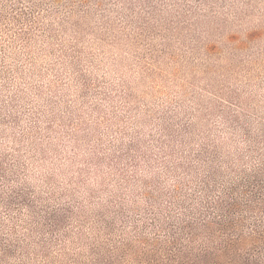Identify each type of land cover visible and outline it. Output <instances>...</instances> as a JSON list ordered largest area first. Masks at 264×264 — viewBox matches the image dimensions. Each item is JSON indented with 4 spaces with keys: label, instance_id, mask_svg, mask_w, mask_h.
<instances>
[{
    "label": "rangeland",
    "instance_id": "rangeland-1",
    "mask_svg": "<svg viewBox=\"0 0 264 264\" xmlns=\"http://www.w3.org/2000/svg\"><path fill=\"white\" fill-rule=\"evenodd\" d=\"M32 1L27 36L0 26V114L54 124L50 141L21 144L28 186L82 207L78 221L120 197L134 208L160 164H132L133 183L121 173L134 155L158 162L164 142L228 157L264 145V0ZM89 227L48 264H104Z\"/></svg>",
    "mask_w": 264,
    "mask_h": 264
},
{
    "label": "trees",
    "instance_id": "trees-1",
    "mask_svg": "<svg viewBox=\"0 0 264 264\" xmlns=\"http://www.w3.org/2000/svg\"><path fill=\"white\" fill-rule=\"evenodd\" d=\"M34 5L32 0H0V26H21L19 37L27 36ZM10 33L5 29L15 40ZM40 121L38 114L27 125L16 111L0 114V143L12 139L16 146L1 143L3 153L0 147V264H31L35 259L48 264L51 258H66L69 235L83 240L80 230L91 226L75 218L82 207L76 212L70 204L56 205L50 193L41 197L28 186L25 154L30 157L33 150L23 152L21 144L50 141L54 130L49 123L43 131ZM175 147L173 139L162 143L158 162L152 163L147 154L129 159L121 173L129 183L136 182L135 175L129 176L132 164L139 170L159 163L161 171L153 185L144 183V192L133 196L134 208L120 197L96 217V229L89 227L95 242L90 262L264 264V145L237 157L217 149L189 154Z\"/></svg>",
    "mask_w": 264,
    "mask_h": 264
}]
</instances>
